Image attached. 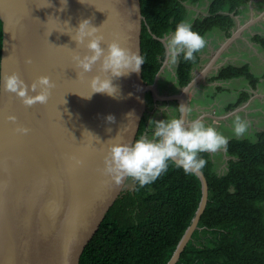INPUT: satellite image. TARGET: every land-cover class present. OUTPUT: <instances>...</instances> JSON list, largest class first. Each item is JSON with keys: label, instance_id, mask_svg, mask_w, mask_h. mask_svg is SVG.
<instances>
[{"label": "water", "instance_id": "95a60500", "mask_svg": "<svg viewBox=\"0 0 264 264\" xmlns=\"http://www.w3.org/2000/svg\"><path fill=\"white\" fill-rule=\"evenodd\" d=\"M86 18L100 27L105 48L117 40L142 54L141 0H67L66 6L63 0H0V69L6 75L17 73L28 84L42 75L54 84L48 102L31 107L14 93L0 91V264H80L83 249L127 180L116 184L102 173L108 143L134 142L149 91L189 106L193 87L209 69L193 76V66L189 83L166 97L159 95L157 86L163 65L151 84L143 80L141 65L139 73L113 79L119 89L116 97L104 93L82 97L91 94L93 76L103 77L99 62L83 73L73 60L74 54L88 52L70 36ZM238 30L213 59H220ZM158 39L166 46L165 35ZM129 112L135 115L128 117ZM110 114L114 122L106 120ZM8 115L17 121H8ZM18 125L29 128V133L15 132ZM197 177L202 191L199 206L167 264L180 260L200 229L209 184L203 170Z\"/></svg>", "mask_w": 264, "mask_h": 264}, {"label": "trees", "instance_id": "16d2710c", "mask_svg": "<svg viewBox=\"0 0 264 264\" xmlns=\"http://www.w3.org/2000/svg\"><path fill=\"white\" fill-rule=\"evenodd\" d=\"M186 1L198 0H141L145 16L142 28L145 83H153L161 67L165 47L158 38L185 21ZM248 1L211 0L208 14L195 18L192 29L204 37L218 27L227 30L230 36L228 31L235 23L230 13H238L239 7ZM254 39L264 47L263 36L256 35ZM2 45L0 19V61ZM199 59V51L191 61L183 60V54L180 55L177 78L181 87L191 80V70ZM240 76H245L251 86L256 87L258 78L251 73L248 64L227 65L214 78ZM249 98V92H242L229 109ZM144 129L142 120L136 139ZM256 134L255 141L246 138L228 141L226 148L231 157L224 174L214 171L209 152L200 153L206 160L203 172L209 184V200L199 227L214 234V244L198 247L194 242L200 231L197 229L176 264H264V130ZM201 194L197 175H186L174 165L143 188L135 181L132 190L120 192L98 231L83 249L80 264H167L196 213Z\"/></svg>", "mask_w": 264, "mask_h": 264}, {"label": "clouds", "instance_id": "9594fccd", "mask_svg": "<svg viewBox=\"0 0 264 264\" xmlns=\"http://www.w3.org/2000/svg\"><path fill=\"white\" fill-rule=\"evenodd\" d=\"M66 5L67 0H63V6ZM75 30L74 37L69 34L71 39L77 45H85L88 52L83 56L74 54L73 60L83 73L91 72L99 62V69L103 74V77L93 76L90 81L91 94L81 96L90 99L94 93H104L116 97L119 89L113 79L139 73L141 65L145 63L144 56L139 50L122 47L117 40L107 43L105 48L102 44L105 38L100 33V27L94 26L88 18L81 20ZM205 45V38L192 29L191 22L181 21L167 40L166 48L168 57L174 64L181 54L183 60H193L194 54ZM27 62L31 63V58ZM53 87L54 84L47 75L39 76L28 84L17 73L6 75L0 69V91L14 93L25 106L46 104ZM174 108L180 113L179 117L148 120V125L153 129L150 138L141 135L131 143L109 142L107 154L103 157L102 173L116 184L131 177L141 188L154 183L168 171L170 165L182 169L186 175H199L206 165V160L200 157V153L216 152L226 147L228 138L201 119H193L191 123H187L186 117L191 111L188 105L181 103ZM130 114L134 112H129L128 117ZM6 119L13 123L17 121L15 115H8ZM106 120L114 122L115 117L110 114ZM29 131V128L22 125L15 128V132L19 134L26 135ZM247 131L248 122L236 116L233 120V134L241 137Z\"/></svg>", "mask_w": 264, "mask_h": 264}, {"label": "crops", "instance_id": "0c3cea01", "mask_svg": "<svg viewBox=\"0 0 264 264\" xmlns=\"http://www.w3.org/2000/svg\"><path fill=\"white\" fill-rule=\"evenodd\" d=\"M249 7L251 14L254 16L255 9H253L252 5H250ZM240 8H242V6L239 7L238 13L236 14H239V12L241 11ZM263 10L264 7H262V13ZM224 13L229 12L224 11ZM233 14L236 15L234 12L230 13V15ZM259 25H262V28H264V21H262ZM234 27L235 26L233 25L231 29H234ZM236 28L238 29L239 26L237 25ZM230 31L228 32L230 33ZM241 34H239V40L237 41L240 43V45L238 44L239 51L240 53L242 51L243 55H239V57H229L230 54H233V51L229 50L227 53L228 56L222 61L220 60V64L217 63L219 61V59H217L219 56H217L215 59L213 58L215 56V51L217 50L218 46H220V44L228 36L227 30H223L221 28L216 27L213 31H210L206 35V45L203 49L199 50L200 59L198 63L194 65L193 76L201 74L199 72L206 69V67H208L209 69L198 79L197 84L193 87L189 96V108L191 109V111L188 113L187 122H191L193 119H201L206 125L214 127L218 132L228 138V141L230 140V138H244V136L236 137L232 133L233 120L236 116H240L242 119L246 120L248 122L249 127H252V125L254 124L253 120H255L254 122L259 123L260 116H256L255 112L261 110V106L258 105V102L264 101V99L262 100V96H264V51H257L256 54L253 56L252 54H249V52L247 53V49L248 51L255 53L257 48H259V44L254 45L255 43H253L252 41L254 40L255 36H251L259 34ZM212 51H214V54L211 53ZM232 58L234 61H231ZM241 62H243V65L248 64L249 70H251L253 72V75L258 78V82L255 88L251 86L249 80L245 76L234 77L226 80L214 78L219 73L220 69L225 67L223 65H225L226 63H228L229 65L231 63L241 65ZM200 66H202V68H200V70L198 71L197 69H199ZM171 67L172 66L169 64H163L161 77L163 74H165L164 77L167 76V73H170ZM244 91L249 92L250 94V102L247 103L248 107L242 108L239 105L236 108L229 109V106L231 104H234L238 100L240 94ZM158 93L161 96L167 97L178 92H176V90L167 91L165 85H158ZM153 100L154 101H151L150 98V103L148 104L147 110L144 115V120L147 124L143 133L144 136L152 133L153 131L151 126L148 125V120L150 118L162 120L166 118H174L180 116V113L174 108L180 104L179 102H177L178 100L162 99L156 96V94H153ZM253 106H256V108L259 107V109L256 110ZM222 149L224 152H227L226 147L221 148L219 150L222 152ZM219 150H217L216 152H209L210 159L213 162V167L217 162L216 154L220 153Z\"/></svg>", "mask_w": 264, "mask_h": 264}, {"label": "rangeland", "instance_id": "374dc122", "mask_svg": "<svg viewBox=\"0 0 264 264\" xmlns=\"http://www.w3.org/2000/svg\"><path fill=\"white\" fill-rule=\"evenodd\" d=\"M210 1L211 0H198V1H195V2H191V1H186V6L188 8V14H187V17H186V20L187 22H193L195 18L197 17H202L204 15H206L208 13V6L210 4ZM250 5L253 6V9H255V12H254V16L251 14L250 12ZM262 7H264V0H249L246 4L242 5V8H240V12L239 14H236V15H232L233 18L235 19V24H234V29H231L230 33H232V31H236L237 30V25L239 26V30H238V33L237 35L235 36V39H233L223 50V53L221 55V59H219V61L217 62L218 64H220V62L225 59L227 56H228V51H233V54H230L229 57H239L243 55V52L239 51V47H238V44L240 45V43L237 41L239 40V34H241V31H242V34L241 35H249V34H259V35H263L264 36V28H262V25H259L262 21H264V10H263V13H262ZM261 11V12H259ZM260 13V14H258ZM239 15V16H238ZM236 28V29H235ZM214 29H212L211 31H213ZM174 31H169L167 34H165V41H166V44H167V40L171 37L172 33ZM210 32V31H209ZM207 32L204 36V38L206 37V35L209 33ZM251 36H256V35H251ZM229 37V35L227 36ZM226 37V39H227ZM226 39L220 44V46H218L217 50L215 51V53L219 50V48L222 46V44L226 41ZM206 40V39H205ZM253 43H255L254 45H258L259 44V48H257V50L255 51V53H252L251 51H248L247 49V53L249 52V54H252L255 55L257 51H260V50H263L264 51V47L262 48L260 43L252 40ZM237 44V45H236ZM243 47V45H242ZM241 48V47H240ZM212 54H214V51L211 52ZM221 60V61H220ZM231 61H234L233 58L231 59ZM164 65L165 64H169L171 65V70H170V73L168 74L167 73V76L164 77L165 74L160 75L159 77V80H158V83H157V86L158 85H165L166 86V89L167 91H171V90H176V92H180L181 91V86L178 85V78H177V62L176 63H171L169 57H168V53L166 51V58L164 59ZM260 64V62H259ZM229 65L228 63H226L225 65L223 66H227ZM230 65H233V66H243V62H241V65H236V64H233L231 63ZM260 66V65H259ZM204 67V66H203ZM200 68H202V66L199 67V69H197L198 71L200 70ZM251 71V70H250ZM252 72V71H251ZM200 73V72H199ZM253 73V72H252ZM261 76V75H259ZM241 77V76H240ZM163 79H166V80H163ZM231 79V78H229ZM221 80V79H220ZM222 80H226V79H222ZM262 100L264 99V96H262ZM150 98V96H148V99ZM251 100V99H250ZM248 102H250L249 100L245 103H241L240 104V107H244V108H247L248 107ZM258 105L261 106V110L255 112V115L256 116H260V121L259 123L257 122H254L255 120H253V125L252 127H249L248 126V131L247 133L244 135V138L248 139V140H252V141H255L257 139V132L259 131H262L264 130V101L263 102H258ZM256 110L259 109L256 108V106H253ZM240 109V108H238ZM147 121V120H146ZM146 123H144V126L146 127ZM152 128V127H151ZM233 133V132H232ZM231 133V134H232ZM151 134H148V135H145L147 137H151ZM231 139V138H230ZM220 153L216 154V158H217V162L215 164V166L213 167L214 168V171L216 173H218L219 175L220 174H224L227 169H228V161L230 159V155L225 151H223L222 149V152L219 150ZM135 185V180L131 177L127 178L124 186H123V191H127V190H132L133 187ZM215 238L214 234L213 233H210V232H205L204 229H200L199 233L196 234L195 236V244L200 247V246H212L214 243L212 241V239Z\"/></svg>", "mask_w": 264, "mask_h": 264}, {"label": "flooded vegetation", "instance_id": "af4514ba", "mask_svg": "<svg viewBox=\"0 0 264 264\" xmlns=\"http://www.w3.org/2000/svg\"><path fill=\"white\" fill-rule=\"evenodd\" d=\"M186 4V3H185ZM187 10H188V8H187ZM208 14V13H207ZM186 20V19H185ZM172 31V30H171ZM164 47H165V51H164V55H163V57H162V59H161V66L164 64V59L166 58V51H167V48H166V46L164 45ZM221 57V56H220ZM178 83V82H177ZM179 85V84H178ZM180 86V85H179ZM182 88V87H181ZM148 96H150V98H151V101H154L153 100V93L151 92V91H149L148 93H147V95H146V98H147V106H148V104L150 103V98L148 99ZM178 102V101H177ZM147 110V109H146ZM143 121H144V123H145V120H144V118H143ZM144 131H145V129L143 130V133H144ZM143 133H142V135H143Z\"/></svg>", "mask_w": 264, "mask_h": 264}]
</instances>
